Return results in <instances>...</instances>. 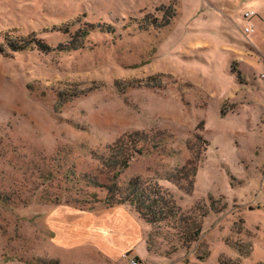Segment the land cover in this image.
Returning <instances> with one entry per match:
<instances>
[{
    "label": "rangeland",
    "instance_id": "obj_1",
    "mask_svg": "<svg viewBox=\"0 0 264 264\" xmlns=\"http://www.w3.org/2000/svg\"><path fill=\"white\" fill-rule=\"evenodd\" d=\"M133 259L264 264V0H0V264Z\"/></svg>",
    "mask_w": 264,
    "mask_h": 264
},
{
    "label": "trees",
    "instance_id": "obj_2",
    "mask_svg": "<svg viewBox=\"0 0 264 264\" xmlns=\"http://www.w3.org/2000/svg\"><path fill=\"white\" fill-rule=\"evenodd\" d=\"M146 138L143 134L138 132L132 133L126 137V139H119L114 145L108 148L109 155L113 156L114 162L108 161V164L114 170V178L125 171L129 163L137 154H142L143 149H138L134 143L137 141H143ZM88 184L98 187L100 189H106L108 196L105 200V204L109 207L115 205H128L139 214V216L147 221L154 222L157 220H168L175 217V208L167 203L163 192L158 187L151 188V190H145L139 180L130 182L124 190L117 188L116 184L104 186L97 181L88 180ZM92 209V207H91ZM194 227L190 238L192 241L196 240L200 233V227ZM189 239V238H188Z\"/></svg>",
    "mask_w": 264,
    "mask_h": 264
},
{
    "label": "built area",
    "instance_id": "obj_3",
    "mask_svg": "<svg viewBox=\"0 0 264 264\" xmlns=\"http://www.w3.org/2000/svg\"><path fill=\"white\" fill-rule=\"evenodd\" d=\"M254 16H255V13L254 12H249L247 14V18H249V19H252V17H254ZM251 33H253V26L248 27V28H246L244 30V34H246V35H250ZM130 263L131 264H139V261H137L136 259H133V260H131Z\"/></svg>",
    "mask_w": 264,
    "mask_h": 264
}]
</instances>
